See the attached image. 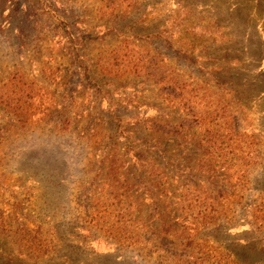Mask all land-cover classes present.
<instances>
[{
	"label": "rangeland",
	"instance_id": "374dc122",
	"mask_svg": "<svg viewBox=\"0 0 264 264\" xmlns=\"http://www.w3.org/2000/svg\"><path fill=\"white\" fill-rule=\"evenodd\" d=\"M264 264V0H0V264Z\"/></svg>",
	"mask_w": 264,
	"mask_h": 264
},
{
	"label": "trees",
	"instance_id": "16d2710c",
	"mask_svg": "<svg viewBox=\"0 0 264 264\" xmlns=\"http://www.w3.org/2000/svg\"><path fill=\"white\" fill-rule=\"evenodd\" d=\"M10 262H12V264H26V260L28 259H32L31 258V254L26 253V254H19L17 256H10ZM11 264V263H10Z\"/></svg>",
	"mask_w": 264,
	"mask_h": 264
}]
</instances>
